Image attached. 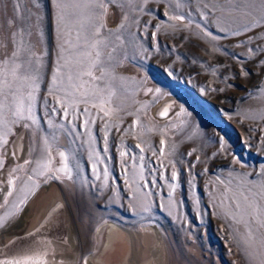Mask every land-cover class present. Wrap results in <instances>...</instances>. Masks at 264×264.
<instances>
[{"label": "rangeland", "instance_id": "obj_1", "mask_svg": "<svg viewBox=\"0 0 264 264\" xmlns=\"http://www.w3.org/2000/svg\"><path fill=\"white\" fill-rule=\"evenodd\" d=\"M62 2L71 5L76 0ZM38 3L33 31L42 33L38 51L46 53L36 94L39 124L28 122L30 127L26 128L21 122L13 126L8 144L0 145V158L5 162L0 169V205L5 199L10 201L0 207V217L14 211L16 194L6 196L11 190L7 183L9 173L26 160L40 159L45 152V139L54 168L62 166L60 152L68 156L72 179L59 173V180L41 177L35 194L0 227V235L18 222L30 203L35 202V208L40 209L42 188L51 185L64 194L66 210L72 216L69 219L81 240V252L73 264H90V258L106 249L108 228L102 233L101 229L109 223L133 233L132 250L134 246L141 253L138 257L142 261L154 244L153 233L148 229L154 227L167 246V264H264L260 231L255 232L256 242L249 247L248 229L225 216L227 199L220 204L222 194H231L220 181H233L235 188L240 183L238 174L249 183L262 180L264 25L232 36L233 17L219 10L222 5L227 7V0H110L99 23L104 25L102 38L117 46L113 53L116 59L110 62V76L105 79L116 78L111 107L120 110L104 117L98 108L82 103L79 108L88 107L94 123L84 128L83 116L69 122L54 114L51 119L57 126L52 127L44 101L55 103L47 89L56 67L61 25L57 0ZM13 6V0H0V43L6 45L0 48V55L11 50V33L25 25L22 13L15 25L9 26L8 20L14 17ZM165 12L184 15L185 21H171ZM205 13L210 14V22L204 19ZM196 25L220 39L211 40ZM221 29L228 32L226 37ZM69 31L72 36L65 34L64 38L74 40L75 31ZM105 51L110 52L111 47ZM94 83L104 86L103 81ZM166 109L167 115L162 117L160 114ZM138 118L140 123L131 127ZM20 135L26 136L28 144L21 160L14 158L11 149ZM161 139L166 141L163 157L159 155ZM137 144L144 148L143 153ZM121 152L129 155L122 157ZM140 155L144 156L147 184L139 181L138 190L131 166L135 157L138 180ZM34 167L29 164L26 171L17 175L23 177ZM173 170L178 172L177 181L171 180ZM169 183L178 184L171 197L174 208L168 206ZM145 206L149 211H143Z\"/></svg>", "mask_w": 264, "mask_h": 264}, {"label": "snow or ice", "instance_id": "obj_2", "mask_svg": "<svg viewBox=\"0 0 264 264\" xmlns=\"http://www.w3.org/2000/svg\"><path fill=\"white\" fill-rule=\"evenodd\" d=\"M110 0H76L69 5L57 0L56 7L58 9L57 16L61 25V43L58 48L56 67L51 77V87L47 89L49 96L55 98V103L44 101L47 108V115L49 117L48 124L56 127L51 119L54 114H59L64 121H75L80 116L85 117L82 121V126L87 128L90 123L95 121L91 119L92 113L88 107L79 108L80 104L90 105L92 108H98L103 113L104 117H110L113 112L120 110L119 108H112V97L116 95L113 89V81L115 77L105 79L110 76V62L114 61L116 57L113 53L116 52L117 46L110 45L108 41L102 38L101 30L104 27L99 20L106 14V9ZM131 2V0H130ZM13 19L8 20L9 26H14L16 19L21 17L25 25L16 28L9 37L11 50L0 55V145L8 144V136L12 132V127L23 123L24 127L31 125H38L39 118L36 113L37 92L39 90V73L43 67V57L46 55L43 51H38L40 44V37L42 33L34 32L35 17L38 15L39 3L38 0H13ZM7 7V5H5ZM207 7V6H205ZM213 8L216 5H212ZM33 8L35 11H33ZM71 8L69 13L68 9ZM220 11H226L230 17H233L231 24L233 26L232 36H239L251 32L255 27L264 25V0H227V7L220 6ZM171 21H185L184 15H172L168 12L164 13ZM209 13L204 14V19L208 21ZM210 22V21H208ZM196 27L201 28L204 35L210 37L215 41L220 39L210 31L205 30L200 25ZM72 29L75 31L74 40L65 39V34L71 37ZM221 31H224L221 29ZM37 38L32 39L33 36ZM225 37L228 35L224 31ZM120 37H117L119 40ZM6 45L0 43V48ZM111 47L110 52H106L107 48ZM249 53L253 49H248ZM100 75L97 76L96 73ZM244 75L248 73L245 71ZM85 77L89 80L85 81ZM96 81H103L104 86L94 83ZM91 84V87L88 85ZM152 90L149 89L148 92ZM108 105V107H106ZM162 117L167 115V109L160 114ZM264 119V117H262ZM30 122V124L28 123ZM139 118L135 124H139ZM63 127V125H59ZM109 125H105L107 128ZM107 135V133H106ZM45 152L40 159L26 160L24 165L14 168L9 173L8 185L10 191L6 196L11 198L16 194L15 203L12 204L13 212L7 213L0 217V227H4L9 218L14 216L16 210H22L29 198L35 194L34 189L40 186V178L45 180L61 179L62 174L67 179H72L71 169L68 166V156L64 152H60L59 156L62 161V166L54 168L51 148L47 147V139H45ZM140 152H144V148L140 144L136 145ZM166 141L161 139L159 155H165L164 148ZM107 151V149H104ZM155 155L156 152L154 151ZM123 156H128L127 152H121ZM171 155V153H169ZM98 158V157H97ZM99 159V158H98ZM134 163L132 164L133 182L137 184L139 190V181H144L145 186L147 181L143 175L144 156L139 157L140 173L138 180L136 179V158L132 157ZM103 163V161H100ZM239 163V161H236ZM4 160L0 158V169L4 166ZM34 164L35 167L27 170L30 174L21 177L17 175L18 172L26 171L27 165ZM173 169L175 164L172 163ZM93 171H96L95 167ZM105 183H107L108 169L104 170ZM171 180L177 181L179 179L178 172L173 170L171 172ZM262 180L260 183H249L247 178L243 175L237 176L240 183L233 188V181H220L226 188L231 190L230 195H223L220 199V204H224L227 199L229 204L225 206V216H231L234 221L243 224L247 229L246 243L251 247L256 242L255 232L260 231V246L264 248V170L261 172ZM100 179L99 175L96 177ZM17 181H20L21 186L17 187ZM155 183V181H153ZM169 207L174 208L175 202L171 199L172 193L175 192L178 184L169 183ZM9 199H5L3 205H9ZM143 211H149V207L145 206ZM255 226V229H254ZM0 264H46L42 255H22L15 259H0ZM87 264V261H84Z\"/></svg>", "mask_w": 264, "mask_h": 264}, {"label": "bare ground", "instance_id": "obj_3", "mask_svg": "<svg viewBox=\"0 0 264 264\" xmlns=\"http://www.w3.org/2000/svg\"><path fill=\"white\" fill-rule=\"evenodd\" d=\"M25 137L26 136L20 135V137L15 140L14 145L11 148L15 154V159L21 160L23 158V154L28 148V144L25 142ZM57 196L62 198V205L67 208L65 196L59 188H52L51 185L44 186L42 188L41 197L39 196L41 207L40 209L35 208L36 203L32 202L33 210L29 218V223L25 229H18V224L23 225L24 220L28 217L27 215L30 212V207L26 209L22 219L16 223L18 226H14L0 235V245L2 244V246L8 242L10 243L13 238L21 240L26 239L21 243L18 242L21 240H18L16 241L18 243L9 245V256L2 259H15L22 255H42L46 264H62L63 262L59 263L56 258L59 256V252L61 250L70 248L73 249L74 253L70 255V258L74 261L76 260V257L78 256L77 253L81 252V249L77 251L80 240L77 233L75 237L76 226H73L74 224H72L71 220L69 224L71 235L67 234V226L61 218L60 200ZM68 216L71 217L69 210ZM108 227V224L105 225L101 229V233ZM113 227L119 228L118 226ZM148 229L153 233L154 244L151 243L152 247L149 248V256L145 257V260L142 261V259H139L138 256L141 253H137L134 246L132 250L131 241L128 237L120 233V229H118V231L114 229L108 231V246L106 249H104L103 252L101 251L97 257L90 258V264H130L131 262H136V264H167L168 250H166L167 246L164 243L161 232L159 229L154 227ZM128 235L130 239L135 242L134 235L132 233H128ZM27 237H29V239H27ZM16 239H14V242ZM49 251L54 254H49ZM71 263L73 264V262Z\"/></svg>", "mask_w": 264, "mask_h": 264}, {"label": "flooded vegetation", "instance_id": "obj_4", "mask_svg": "<svg viewBox=\"0 0 264 264\" xmlns=\"http://www.w3.org/2000/svg\"><path fill=\"white\" fill-rule=\"evenodd\" d=\"M29 207H30V212H29V214L27 215L28 217H26V219L24 220V223H23V225H20V224H18L19 225V227H18V229H25V227L28 225V223H29V218H30V215H31V212H32V210H33V205H32V203H30L29 204ZM29 207H27L26 209H28ZM26 212V210L24 211V213ZM23 213V214H24ZM23 214H22V216H23ZM22 216H21V218L20 219H22ZM20 219L18 220V221H20ZM17 224H15L14 226H18ZM109 225V227H108V231H111V230H117L118 231V229H120L119 230V232L120 233H122V234H124V236H127L128 237V239L130 240V237H129V235H128V231L126 230V229H124V228H122V227H119V228H115V227H113V226H120L119 224H116V223H109L108 224ZM14 226H12L11 228H13ZM10 228V229H11ZM76 233H77V236L79 237V235H78V230L75 228V237H76ZM132 233V232H131ZM133 234V233H132ZM79 240H80V238H79ZM80 246H81V240H80V244H79V247L77 248V251L78 250H80ZM76 251V252H77ZM71 254H74L73 253V249H70V248H67V249H65V250H61L60 252H59V256L56 258V260H58L59 261V263L60 262H63L62 264H72L71 262H73L74 263V260L72 259V258H70V255ZM78 254V253H77ZM77 258V257H76ZM68 260H69V262H68ZM136 264L135 262H131L130 264ZM128 264V263H127Z\"/></svg>", "mask_w": 264, "mask_h": 264}, {"label": "water", "instance_id": "obj_5", "mask_svg": "<svg viewBox=\"0 0 264 264\" xmlns=\"http://www.w3.org/2000/svg\"><path fill=\"white\" fill-rule=\"evenodd\" d=\"M22 136H24V135H22ZM61 199L62 198H59V204H60V209H61V218L63 219V221L65 222V225L67 226V234H69V235H71V232H70V226H69V224H70V219L68 218L69 216H68V213H67V210H66V206H64V205H62V202H61ZM65 207V208H64ZM71 218H72V216H71ZM30 237V236H29ZM29 237H27V239H29ZM14 239H16V238H13V240L12 241H10V243L8 242V243H6L5 245H3L2 246V244L0 245L1 247H0V252H1V255H0V257H1V259L2 258H5V257H8L9 255H8V253H9V245H11V244H15V243H21V242H23V241H25V240H21V239H16L15 240V242H14ZM18 240H21V241H18ZM16 241H18V242H16ZM6 246V247H5ZM3 247V248H2ZM50 253L49 254H51L52 252L51 251H49ZM52 254H54V253H52ZM7 259V258H6Z\"/></svg>", "mask_w": 264, "mask_h": 264}]
</instances>
